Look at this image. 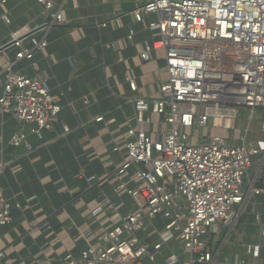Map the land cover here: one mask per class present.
Instances as JSON below:
<instances>
[{
    "label": "built area",
    "instance_id": "2783aa9c",
    "mask_svg": "<svg viewBox=\"0 0 264 264\" xmlns=\"http://www.w3.org/2000/svg\"><path fill=\"white\" fill-rule=\"evenodd\" d=\"M36 1L49 16L48 23L11 33L1 50L2 59L10 49L15 56L0 72V145L4 118L11 115L27 125L29 133H14L9 144L27 151L33 149L29 135L42 139L45 132H71L61 122L63 96L53 94L46 79L15 70L16 64L27 61L39 72L36 56L48 47L49 31L67 24L66 0ZM7 3L0 0V22L10 25ZM132 14L137 22L157 16L148 28L160 38L146 42L140 58L149 61L153 51L162 49L168 72L155 99L131 100L134 124L117 169L121 183L116 192L130 196L137 208L123 215L120 205L105 198L93 213L110 215V227L99 244L88 243L61 264H141L143 257L156 264L158 246L142 241L138 233L153 228L157 219L165 222L161 245L176 237L190 256L189 264H211L202 239L219 223L234 227L245 206L264 194L258 187L264 175V139L258 138L264 135V122L260 131L254 128L256 114L264 111V0H146ZM111 22L123 26L120 16L99 26ZM134 35L131 30L128 39ZM127 82L136 92L135 81L127 77ZM245 113L248 124L242 128L237 124ZM202 129H207L206 136ZM213 129L225 135L215 136ZM122 150L113 145L115 153ZM3 167L0 156V174ZM131 169L134 188L126 184ZM26 207L7 199L0 184V230L12 223L14 210ZM81 235L86 238L87 233ZM247 253L258 264L261 244L248 245ZM177 263L176 256L166 262Z\"/></svg>",
    "mask_w": 264,
    "mask_h": 264
},
{
    "label": "crops",
    "instance_id": "0c3cea01",
    "mask_svg": "<svg viewBox=\"0 0 264 264\" xmlns=\"http://www.w3.org/2000/svg\"><path fill=\"white\" fill-rule=\"evenodd\" d=\"M130 2L137 8L146 0H66L67 24L49 31L48 47L36 56L39 72L27 61L15 65L27 77L46 79L52 93L63 96L61 122L71 132L66 136L61 129L45 132L42 139L29 135L31 151L14 148L10 137L19 131L29 133V127L5 116L0 184L7 199L27 207L14 210L12 223L0 230V253L4 255L0 264H61L68 255L78 256L88 243L99 244L110 227V215L94 217L93 213L105 198L120 205L123 215L137 208L130 196L116 192L121 183L117 169L125 155L129 126L134 124L131 100L135 96L155 99L168 81V72L164 50L153 51L149 61L140 58L144 44L159 36L148 28L157 16L137 22L133 10L123 9ZM5 10L11 24L0 22V72L15 56L10 49L2 59L1 50L10 34L25 26L42 27L50 20L36 0H8ZM116 16L121 17V28L113 22L99 26ZM131 30L133 40L128 39ZM127 77L135 81L136 92ZM98 117L104 120L96 122ZM115 143L121 145V153L113 151ZM133 176L131 169L126 179L129 188L135 186ZM164 229L165 222L157 219L153 228L138 236L158 246L156 264H166L172 256L178 258L177 264H189L190 256L176 237L161 245L159 234ZM263 231L261 194L245 206L234 227L219 223L202 241L212 255L211 264H255L247 253V246L253 244H261L258 264H264ZM82 233H87L86 238ZM140 263L152 264L148 257Z\"/></svg>",
    "mask_w": 264,
    "mask_h": 264
},
{
    "label": "rangeland",
    "instance_id": "374dc122",
    "mask_svg": "<svg viewBox=\"0 0 264 264\" xmlns=\"http://www.w3.org/2000/svg\"><path fill=\"white\" fill-rule=\"evenodd\" d=\"M160 38V36H157L156 37V39H159ZM249 113H245L244 115H243V121H241V122H239L237 125L238 126H241L242 128H246V126H247V124H248V119H247V116H249L248 115ZM255 122H254V128L256 129V130H261V126H262V123L264 122V111L263 112H258L257 114H256V116H255V120H254ZM201 134H202V136H206L207 134H208V131H207V129H202V131H201ZM212 134L213 135H215V136H224L225 135V133L223 132V131H221V130H216V129H213V132H212ZM239 134L237 133V136H238ZM255 162L256 161H254V166H255Z\"/></svg>",
    "mask_w": 264,
    "mask_h": 264
},
{
    "label": "water",
    "instance_id": "95a60500",
    "mask_svg": "<svg viewBox=\"0 0 264 264\" xmlns=\"http://www.w3.org/2000/svg\"><path fill=\"white\" fill-rule=\"evenodd\" d=\"M135 7H136V5L134 4V3H132V2H130V3H124V5H123V9H124V11H132V10H134L135 9Z\"/></svg>",
    "mask_w": 264,
    "mask_h": 264
},
{
    "label": "trees",
    "instance_id": "16d2710c",
    "mask_svg": "<svg viewBox=\"0 0 264 264\" xmlns=\"http://www.w3.org/2000/svg\"><path fill=\"white\" fill-rule=\"evenodd\" d=\"M258 187L264 189V175L262 176V178H261V180H260V182L258 184ZM196 264H200V263H196Z\"/></svg>",
    "mask_w": 264,
    "mask_h": 264
}]
</instances>
